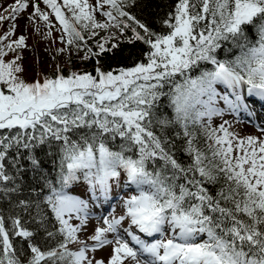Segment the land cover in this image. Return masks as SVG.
I'll list each match as a JSON object with an SVG mask.
<instances>
[{
    "label": "snow or ice",
    "instance_id": "1",
    "mask_svg": "<svg viewBox=\"0 0 264 264\" xmlns=\"http://www.w3.org/2000/svg\"><path fill=\"white\" fill-rule=\"evenodd\" d=\"M42 2L59 22L60 39L83 50L82 59L118 47L108 46L116 39L113 29L120 34L130 29L128 42L142 41L149 51L147 62L134 67H96L95 75L57 71L26 82L18 63L22 56L9 61L5 56L25 46L24 35L6 41L29 0H15L4 10L10 9L7 16L0 12V22L13 21L0 36V130H8L0 135V192L18 191L9 186L16 176L6 162L20 172L19 161L26 158L39 169L33 153L42 146L57 148L59 168L54 179L43 177L40 189L46 193L18 204L26 211L35 208L33 220L47 246L35 242L36 233L19 216L0 213V264H264V139L240 137L225 127L227 121L211 126L224 112L219 101L249 115L255 112L249 98L264 104V0H178L163 22L166 34L151 31L126 10L135 0ZM31 6L29 21L38 18L54 27L36 0ZM99 30L109 35L96 41L94 51L88 40ZM225 44L239 54L218 58ZM199 131L205 149L197 143ZM178 138L184 139L182 149ZM180 150L190 163L179 159ZM77 184L86 185L97 201L119 197L123 209L104 216V226L86 239L81 236L90 205L71 194ZM217 184L213 192L209 186ZM16 237L25 241L27 255ZM106 245H112L106 262L89 255Z\"/></svg>",
    "mask_w": 264,
    "mask_h": 264
},
{
    "label": "trees",
    "instance_id": "2",
    "mask_svg": "<svg viewBox=\"0 0 264 264\" xmlns=\"http://www.w3.org/2000/svg\"><path fill=\"white\" fill-rule=\"evenodd\" d=\"M178 0H135V3L131 4L126 10L130 14L135 15L138 20L142 23H145L149 29L155 33L166 34L169 30L164 25V20L169 18L170 13H174L175 5ZM116 33V39L110 40L109 45L115 43L118 47L112 49L111 52L104 54L101 57H91L87 60L82 59L83 67L88 69L92 74H95V68L101 67L104 71L116 70L119 68H129L134 67L137 63H146L147 57L145 53L149 51V45L143 43L142 41L133 40L131 43L128 42V39L132 37L131 30H127L124 34H120L118 30H113ZM138 31L143 34L141 29ZM104 30H99V35H102ZM108 31L103 35H107ZM99 35L94 39L88 40V47L93 48L96 51V41L100 38ZM102 36V37H103ZM99 37V38H98ZM230 45L225 44L222 49L218 50V58L221 59H232L234 56L239 54V49L232 48L231 51H228ZM99 60V64H97ZM73 62V58L70 59ZM74 66V64H71ZM210 67V66H202ZM60 73L67 76L70 74V67L63 66L59 70ZM57 71L54 72V75L57 74ZM198 70L193 73L197 75ZM179 79V78H178ZM163 102L167 103V98H163ZM164 114L169 117L173 116V111L170 107L164 108ZM8 130H0V135L6 134ZM197 143L202 149L206 148V140L204 138L203 132L199 131ZM177 149H182L184 145V139L178 138L176 140ZM26 155V154H25ZM33 155L37 157L40 161L39 169H33L30 161L26 158H22L19 161L20 172H17L15 168L11 167L6 162V170L9 174H14L16 176L15 184L9 185L15 186L18 188L16 192L3 193L0 192V213H2L6 218L19 216L22 224L36 233L34 240L36 243H39L42 247H46V235L41 228H37L36 221L33 220V217L36 214V210L33 207L32 209L26 211L22 207H19L20 200H35L38 194L43 195L47 192V189H43V192L40 189V185L44 183L43 177L48 176L49 178H55L58 174V152L57 148L54 146L49 149L47 146H42L38 148ZM177 155L181 161L184 163H190V158L182 150L177 152ZM3 187V185H0ZM213 192L219 188V184L209 186ZM38 219V218H37ZM7 226H11V220H7ZM14 241L19 247L24 245L25 255H27V246L25 241L22 238H14ZM70 247V246H69ZM72 248V247H70ZM73 249V248H72ZM74 250V249H73Z\"/></svg>",
    "mask_w": 264,
    "mask_h": 264
},
{
    "label": "rangeland",
    "instance_id": "3",
    "mask_svg": "<svg viewBox=\"0 0 264 264\" xmlns=\"http://www.w3.org/2000/svg\"><path fill=\"white\" fill-rule=\"evenodd\" d=\"M36 2L39 3L40 8L43 11L49 13V18L52 21L54 27L49 29L46 23L42 20H39L38 18L35 20V23L29 21L28 16L33 11V8L31 6L32 0H29L28 9L20 13L17 19L15 20V24L17 25V27L15 29L14 34L9 38L8 41H6L10 42L12 40L18 39L20 35H24L26 37L25 46L15 53L9 52L8 55L5 56V60H12L15 58L16 55L22 56V60L18 61V63L21 64V66L24 68L22 77L26 82L42 80L44 76L54 77V72L59 70L63 66L70 67V74L72 72H90L88 69L83 67L81 61L82 57H84L85 55V52L83 50L77 51L75 46H68L66 43V37L64 41L60 39L62 35V30L58 31V29H60V25L59 22L56 21L54 14H52L51 10L43 4L42 0H36ZM14 3L15 0H0V12H2L6 16L9 15L10 9L8 12L4 10L6 8H9V6ZM58 3H62V0H58ZM89 3L95 5L96 0H89ZM104 10H108V6H105ZM95 16L96 19L101 22L105 19L102 15H100L99 12L95 13ZM12 23L13 21L11 20H4L0 22V36L4 35L9 30ZM37 29H39V31H37ZM49 31H51V35H48ZM105 33L106 31H104L102 35H99L100 38L98 37V40H100ZM108 35L109 31L108 34L105 36ZM94 38L95 37H93L92 39ZM61 49H64V51H60ZM72 58L73 62L70 61V59ZM71 64H74L75 67L71 66ZM218 90L223 91L224 86H218ZM218 106L224 109V112L222 115L214 116L212 118L211 126L213 128H218L219 125L227 121L228 123L225 124V127H228L230 131L235 132L240 137L252 135L260 139H264V131L261 130L262 128H264V118H262V121H260V125L262 127L261 128L260 126H257V124H252L250 120H248V118L240 117L238 116V114H234L233 112H231L223 101H219ZM262 110H264V108ZM259 112L264 116L263 111L260 110L258 112H255L256 117L258 115L260 116ZM205 123H207V121H205ZM115 191H118V189H116ZM70 192L73 195H77L82 199L87 200L90 205V210H97L95 214L97 212L103 211L102 207L104 206V204L110 203V201H104L103 198H101L98 201H101L100 205L99 203L97 204V200L95 201V199L92 197V194L89 192L87 186L83 184L74 185L70 189ZM127 194L128 193L126 191L124 195L126 196ZM97 195H99V193H97ZM112 201L115 203L114 207H110V211L108 209L109 207L105 208L106 210L104 211V214H106L107 212L109 213V215L114 214L118 216L123 214L120 198L117 197ZM96 218L97 219H89L87 231L84 233V235L81 236V239H86L87 236L93 234V230L96 227L104 226L102 219H99L97 215ZM96 220H98V222H96ZM111 236L112 235L109 234V237ZM88 242L91 243V241ZM70 247H72L74 250H76L77 248L76 245H70ZM111 254L112 245H106L103 248L98 249L95 253H89V255H94L97 259H104L105 262L108 260Z\"/></svg>",
    "mask_w": 264,
    "mask_h": 264
},
{
    "label": "bare ground",
    "instance_id": "4",
    "mask_svg": "<svg viewBox=\"0 0 264 264\" xmlns=\"http://www.w3.org/2000/svg\"><path fill=\"white\" fill-rule=\"evenodd\" d=\"M257 110V109H256ZM239 112V111H238ZM259 114H260V116L258 115L257 116V118L258 119H260V121H262L261 119H262V114L259 112ZM263 127H264V122H263ZM262 133V132H261ZM108 208V207H107ZM109 209V211H110V207L108 208ZM104 211H105V209H103V211H100V212H97L96 213V215H97V217H99V219H102L104 216H108L109 218H111V215H109V213L107 212L106 214H104ZM102 221H103V219H102ZM111 238H112V236H111ZM110 247V246H109ZM108 247V248H109Z\"/></svg>",
    "mask_w": 264,
    "mask_h": 264
}]
</instances>
